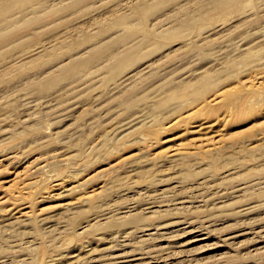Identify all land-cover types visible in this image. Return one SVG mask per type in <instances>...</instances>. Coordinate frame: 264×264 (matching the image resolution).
<instances>
[{"label": "rangeland", "instance_id": "rangeland-1", "mask_svg": "<svg viewBox=\"0 0 264 264\" xmlns=\"http://www.w3.org/2000/svg\"><path fill=\"white\" fill-rule=\"evenodd\" d=\"M16 17L0 264H93L131 233L157 245L139 264H264V0H23Z\"/></svg>", "mask_w": 264, "mask_h": 264}, {"label": "bare ground", "instance_id": "bare-ground-1", "mask_svg": "<svg viewBox=\"0 0 264 264\" xmlns=\"http://www.w3.org/2000/svg\"><path fill=\"white\" fill-rule=\"evenodd\" d=\"M22 1L23 0H0V34H4L5 32V30L6 29H8V28H12V26L14 25V20H16L17 19V17L16 18H13V19H11V18H8V13L9 12H11L12 10H15L16 8L18 9V8H20V5H21V3H22ZM129 208V207H128ZM149 208V207H148ZM150 209V208H149ZM137 218V217H136ZM131 224H132V222H131ZM157 226H159V225H156V227ZM161 228L163 227V226H160ZM159 227V228H160ZM189 227V226H188ZM202 227V226H201ZM153 228V227H152ZM185 228V227H184ZM183 228V229H184ZM199 228V227H198ZM204 228V227H203ZM206 228V227H205ZM150 229V228H149ZM194 229H196V228H194ZM201 229V228H200ZM199 229V230H200ZM185 230V229H184ZM187 230H189V229H186V231ZM196 230H198V229H196ZM143 231H145V230H143ZM152 231V230H151ZM212 231V230H211ZM149 232V231H148ZM158 233H159V231H157ZM191 232V231H190ZM194 232V231H193ZM205 232V230H203V233ZM206 232H207V230H206ZM262 232H264V230L262 231ZM130 233H131V231H130ZM152 233V232H151ZM201 233V232H200ZM212 233V232H211ZM261 233V232H260ZM142 234H143V232H142ZM145 234H147L146 232H145ZM154 234V233H153ZM155 234H157V233H155ZM162 234V233H161ZM160 234V235H161ZM169 234V233H168ZM197 234V233H196ZM198 234H199V232H198ZM255 234V233H254ZM258 234V233H257ZM114 235V234H113ZM136 235H138V234H136ZM151 235V236H150ZM130 237H128V238H126V237H122V238H118V237H113L112 238V244H113V248L111 247L110 249H111V251L109 250L108 252L109 253H107V254H105L103 257H99L98 259L99 260H94V261H92L93 259H90L91 261H92V263L93 264H139L138 262H139V260L141 259V261H143L142 260V258L141 257H143L144 256V251L146 250V248L148 249L150 246H152V248L151 249H155L156 247H157V245H155V243H153L154 242V235H152V234H148V235H146V236H149V237H146V238H142V236H141V238H132V233H131V235H129ZM153 236V237H152ZM210 236V235H209ZM263 237H264V234L262 235ZM156 237V239H159L160 238V236H159V238L157 237V236H155ZM173 238V237H172ZM197 238V237H196ZM201 238H203V237H201ZM131 239V240H130ZM199 239V238H198ZM160 240V239H159ZM164 240V239H163ZM173 240V239H172ZM197 240V239H196ZM225 240H227V238H225ZM126 241H132V253L130 252V253H127V252H125V253H121L120 251H121V249H120V245L122 244V243H125ZM230 241V240H229ZM226 242L225 241V243H229L228 245H230V242ZM232 241V240H231ZM173 242H174V240H173ZM235 242V241H234ZM177 243V242H176ZM175 243V244H176ZM179 243V242H178ZM128 244V243H127ZM174 244V245H175ZM183 244V243H182ZM186 244V243H185ZM123 245V244H122ZM129 245V244H128ZM232 245V244H231ZM124 246V245H123ZM122 247V246H121ZM125 248V247H124ZM127 248V247H126ZM159 248V247H158ZM157 248V249H158ZM161 249L162 248H164V247H160ZM177 249V248H176ZM160 250V249H159ZM158 250V251H159ZM130 250L128 249V252H129ZM151 251V250H150ZM162 251V250H161ZM188 251V250H187ZM154 252H156V251H154ZM183 252H185V251H183ZM134 253H136V254H134ZM132 254V255H131ZM129 255H131V256H129ZM98 256V255H97ZM102 256V255H101ZM138 256H141L140 258L138 257ZM92 257H94V256H92ZM146 257V256H145ZM96 258V257H95ZM88 261V260H87ZM90 261V262H91ZM155 261V260H154ZM151 262V261H150ZM87 263H89V262H87ZM149 263V262H148ZM58 264V263H57ZM91 264V263H90ZM141 264V263H140Z\"/></svg>", "mask_w": 264, "mask_h": 264}]
</instances>
